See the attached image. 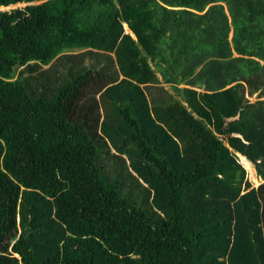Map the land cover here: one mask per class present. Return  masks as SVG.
Returning <instances> with one entry per match:
<instances>
[{
    "label": "trees",
    "instance_id": "16d2710c",
    "mask_svg": "<svg viewBox=\"0 0 264 264\" xmlns=\"http://www.w3.org/2000/svg\"><path fill=\"white\" fill-rule=\"evenodd\" d=\"M21 2L0 264H264V0Z\"/></svg>",
    "mask_w": 264,
    "mask_h": 264
},
{
    "label": "rangeland",
    "instance_id": "374dc122",
    "mask_svg": "<svg viewBox=\"0 0 264 264\" xmlns=\"http://www.w3.org/2000/svg\"><path fill=\"white\" fill-rule=\"evenodd\" d=\"M40 1H36V3H39ZM25 5V3H17V4H12V6L10 5V7H3V6H0V9L2 10H11L13 8H16V7H23ZM233 31V28L231 29ZM232 31H230V38H232ZM76 51H79V50H76ZM234 55H237L236 52L234 51L233 52ZM261 62L264 64V61L261 60ZM48 66H44L43 68H47ZM168 85H166L167 87ZM169 88V87H167ZM172 89L169 88V92H171ZM258 98L256 97V95H254L253 97H251V101H256ZM220 135V137L222 138L224 135H222L221 133H218ZM225 141L227 142V139L226 137L224 138ZM241 160L242 162L244 163V166L247 168L248 170V176H249V179L251 180V182L257 186L259 185L258 182L260 183L261 182V179L258 178L257 174H256V171H255V167L253 164H250L249 162H247L246 159H244L243 157H241ZM257 177V178H256ZM255 182H254V181Z\"/></svg>",
    "mask_w": 264,
    "mask_h": 264
},
{
    "label": "crops",
    "instance_id": "0c3cea01",
    "mask_svg": "<svg viewBox=\"0 0 264 264\" xmlns=\"http://www.w3.org/2000/svg\"><path fill=\"white\" fill-rule=\"evenodd\" d=\"M204 84H205V86H204ZM164 85H165V86L168 85L167 87H169L170 89H172V84H171V83H169V84H164ZM179 86L182 87V88H184V87H187V84H185V83H181V84H179ZM167 87H166V88H167ZM169 88H167V89H169ZM205 88H206V82H204L203 85H202V88H199L198 90H199V91H203V92H205V91H207ZM171 93H174V91L172 90ZM238 117H239V114H238L236 117H234V118H230V119H228V120L230 121V120L235 119V118H238ZM255 171H256V169H255ZM256 178H257V177H256ZM258 184H259V182H258Z\"/></svg>",
    "mask_w": 264,
    "mask_h": 264
},
{
    "label": "clouds",
    "instance_id": "9594fccd",
    "mask_svg": "<svg viewBox=\"0 0 264 264\" xmlns=\"http://www.w3.org/2000/svg\"><path fill=\"white\" fill-rule=\"evenodd\" d=\"M2 6V5H1ZM128 30V29H127ZM187 87H190L189 85H187ZM193 88V87H192ZM260 184V183H259ZM258 186V185H257Z\"/></svg>",
    "mask_w": 264,
    "mask_h": 264
},
{
    "label": "water",
    "instance_id": "95a60500",
    "mask_svg": "<svg viewBox=\"0 0 264 264\" xmlns=\"http://www.w3.org/2000/svg\"><path fill=\"white\" fill-rule=\"evenodd\" d=\"M1 6V5H0ZM204 86H205V84H204Z\"/></svg>",
    "mask_w": 264,
    "mask_h": 264
}]
</instances>
